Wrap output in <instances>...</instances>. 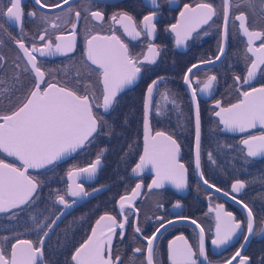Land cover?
<instances>
[{
	"label": "flooded vegetation",
	"instance_id": "flooded-vegetation-1",
	"mask_svg": "<svg viewBox=\"0 0 264 264\" xmlns=\"http://www.w3.org/2000/svg\"><path fill=\"white\" fill-rule=\"evenodd\" d=\"M42 2L46 4V7L40 8L39 5L34 3V0H23V32H21L20 25L7 22V18H3L4 28L0 29V56L4 58L0 60V81H2L0 82V114L13 111L33 86V74L30 71V67L29 71L25 72L27 61L24 58L23 51L15 41L22 39L29 49L34 44L37 47H43L44 42L48 40L55 44L56 36L71 33L73 31L71 25L75 23L77 25L75 29L76 42L72 52L65 55L57 53L45 57H40L38 52L34 53L42 69L49 73L46 75V80L57 83L58 86L78 88L81 94L84 93V86L87 83L91 85L90 91L96 92L99 96L102 92L99 78L95 73L90 74L89 68L86 67L88 65L90 68L95 69V67L85 61L86 37L89 35H112L115 33L128 45L130 54L136 56L142 62L145 55H151L147 47L151 42L160 47V55L157 56L154 64L146 62L140 64L142 72L139 78L133 85L125 87L117 94V102L124 105L131 103L132 97L136 96L137 91L140 90L141 121L142 101L147 84L153 79L163 77L164 79L158 85L159 91L162 93L175 87L174 83L173 86H171V83L176 81V78H180V85L190 106V114L182 115V113L173 114L166 112L165 115L169 119L187 117L192 122L193 114L190 100L184 87L183 77L192 64H200V61L210 58L214 59L218 54V42L223 25L222 15L214 18V23H212L211 27L204 26L203 30L198 29L199 36L193 33L192 38L179 47L175 43V34L165 31V29L169 25L176 23L180 12L184 10L185 4L194 8L198 3L211 2L214 6L221 8V0H171V2L169 0H158L159 8L155 9L157 16L154 21L157 26V32L151 41L143 35L137 39H132L123 32L120 24L110 19L116 12L127 11L139 23L144 15L149 14L153 10L147 0H91V2L89 0H69L67 5L63 4V0H42ZM232 2L236 6L231 8L225 55L220 61L201 66L191 74L193 86L197 88L200 120L201 122H208V126H211L210 128L201 129L199 170L194 165L192 128L189 144L180 145L177 142L180 146L177 160L179 163L184 164L186 169L185 188L177 190L174 186L170 187L165 184L161 189L149 190L148 185L152 182L155 173H141L138 176L129 175V171L141 151V130L139 132V148L133 151L137 152L135 155L131 154L132 151H129L133 146L127 143V138L130 134H125L123 131L122 133L111 134L113 139L108 141L104 139V143L98 148L99 152L101 149L106 151L101 157L102 163L98 167L95 178L77 181L78 183H83L84 190L88 193L96 192L70 209L54 227L56 229L59 226H64L60 225L62 224L61 222L72 211L84 207L83 210L86 212L87 217L82 226V238L77 241L78 243L67 244L60 252L54 250L52 254L53 264H73L71 261L72 254L91 235L92 228L96 225V221L100 216L107 213L115 216L118 221H122L123 217L120 216V208L117 201L122 195L131 194L137 183L142 185L140 189L141 195L133 202L138 212H134L128 217L123 238L119 235L121 230L119 228L116 229L111 247V255L114 261L115 257L119 256L121 257V264H133L130 257L134 256L136 257L134 264H142V262L146 264L144 260L146 251L134 253L133 249L140 247L146 250L147 240L145 237H151L156 228L159 227L161 221L156 219L159 216L163 218L165 226L157 233L154 241L155 264H170L168 260L169 241L175 240L177 236L181 235L193 247L194 258L197 259L198 264H226L237 249L241 248L242 244L244 245L242 255L250 258V264H261L260 258L264 256V233L260 232V229L264 228V157H247L246 149L240 141L250 135L264 134V128H257L240 134L230 133L224 130L223 125L219 123V118L214 115V112L219 110L215 107L216 101H220L222 106L228 107L242 99L240 92L237 91L233 77L234 75L243 76L246 74V61L244 58L245 55L251 57V54L247 53L248 38L239 30L238 21L235 22V27H233L231 18L240 12H244L249 29L264 32V5L260 3V0H255L252 7H249L243 0H232ZM0 3L5 5L6 11L7 0H0ZM57 3H60L61 7H51ZM69 8L72 9L71 12L68 11ZM29 11H35L36 15L34 18L27 16ZM76 11L81 13L79 19L75 16ZM92 11L102 12L104 20H94L90 14ZM45 17H47V20L44 19ZM57 17H62L63 20H58ZM64 21L68 22L65 23ZM54 23L59 24L60 27L53 28L52 25ZM203 31H207L209 34L203 35ZM40 35L45 36V41L39 39ZM260 42V40H254L253 46H259ZM248 62L250 63V60ZM209 75L217 77L213 89L208 94L199 92V87L202 86V83L206 81ZM77 79L80 80L79 84L76 83ZM197 80L201 82L200 85L195 83ZM260 83H264V78L257 76L256 80L252 82V86L259 87ZM240 90H248V86L243 85ZM169 104L166 103L165 105L168 107ZM95 110L103 116L109 113H104L103 109L94 107ZM152 111H154V107ZM117 116L119 117L118 119L116 118L115 126H117V121H119L121 116L122 118H129L126 113H120ZM151 116L152 112L150 119ZM155 132L157 130L151 129V134ZM122 137L125 139L122 140ZM82 153L83 151L78 149L53 165L46 166L38 171L27 172L28 175L35 176L40 182L34 194L35 197L41 193L42 173L47 169H54L56 177L53 178L51 188L54 191L52 203L55 213L52 219L62 209V205L57 204L55 196L57 192L66 193L67 181L65 176L69 169L86 167L96 158L94 156L89 161H86L81 156ZM132 158L134 159L133 162ZM0 159H4L7 163H13L17 167H22L13 157L0 153ZM60 172L63 173V184L58 181L57 176ZM200 173H203L204 177L210 183L219 187L221 191L217 192L215 188L210 189L203 185ZM237 179L244 181L246 184L239 194L231 192V185ZM225 191L229 193L228 196L223 194ZM232 196H236L237 199L247 203L253 209L255 234L250 237L247 243H245L243 235H238L228 244L217 248L212 244V240L215 238L216 214L215 211H209L210 208L215 209L216 205L223 204L226 211L232 212L237 220L244 222V232L245 234L247 232V213L231 198ZM65 198L69 202L73 200L67 196ZM177 202L181 205L180 208L174 207ZM159 205L163 207H159ZM12 211L17 212L16 209ZM10 214L0 213V217ZM179 216L195 219L204 229L205 255L207 259L199 256L200 229L196 228L188 220H180ZM169 220L174 222L172 224L166 223ZM134 226H138L141 232H134ZM14 242L15 240L10 243L9 248ZM233 264H238V258L233 261Z\"/></svg>",
	"mask_w": 264,
	"mask_h": 264
},
{
	"label": "snow or ice",
	"instance_id": "snow-or-ice-1",
	"mask_svg": "<svg viewBox=\"0 0 264 264\" xmlns=\"http://www.w3.org/2000/svg\"><path fill=\"white\" fill-rule=\"evenodd\" d=\"M243 2L252 7L255 0H243ZM34 3L39 5L40 8L46 7L42 0H34ZM68 3L69 0H63V4L67 5ZM147 3L152 6L153 10L144 15L139 23L127 11L116 12L110 19L120 24L123 32L132 39H137L143 35L151 41L157 32L154 21L157 16L155 9L159 8V3L158 0H147ZM260 3L264 5V0H260ZM234 6L236 5L233 4L232 0H221V8L214 6L211 2L198 3L194 8L185 4L184 10L180 12L176 23L169 25L165 31L175 34V43L179 47L192 38L193 33L199 36L198 29L203 30L204 26L211 27L214 18L222 15L223 25L218 42V54L214 59L200 61V64H214L225 55L231 8ZM51 7L59 8L61 4L57 3ZM68 11L71 12L72 9L69 8ZM90 14L96 21L104 20V15L100 11H92ZM35 15V11L27 13L29 18H34ZM75 16L79 19L81 16L80 11H76ZM4 17L7 18V22L20 25L21 32H23V0H7L6 11L5 5L0 3V29L4 28ZM44 19L47 20V17ZM57 19L63 20L62 17H57ZM231 19L233 27H235L236 21L239 22V30L248 38L247 53H250L251 57L245 55L244 58L246 61V74L243 76L234 75L233 77L242 99L228 107H224L220 101H216L215 107L219 110L215 111L214 115L219 118V123L223 125L224 130L229 132H245L257 125L264 128V83H260L259 87L252 86V82L256 80L257 76L264 78V32L250 30L244 12H240ZM64 22L67 23L68 21ZM71 26L73 31L68 35H57L55 44L51 40L45 41L44 35L39 36L41 41H45L43 47H37L34 44L29 49L22 39L15 41L23 51L24 58L27 61L24 70L28 72L30 67L34 79L33 86L28 90L20 104L10 113L0 114V153H5L8 157H14L22 165V167H17L13 163H7L4 159H0V213H11V218H15L17 215L12 210L23 211L34 203V194L40 182L35 176L27 174L28 169H42L53 165L69 153L87 148L94 140V134H97L101 129L105 127L110 129L111 126L108 125L104 116L94 111V107L103 109L104 113H108L117 103V94L125 87L133 85L139 78L142 72L140 64L143 62L154 64L157 56L160 55V47L150 42L147 47L151 55H145L142 62L136 56L130 54L128 45L115 33L112 35H89L86 37L84 54L87 61H90L91 65H95V69L90 68L88 65L86 67L89 68L90 74H96L99 83L103 87L101 94L98 96L96 92L90 91L91 85L86 83L84 86L85 91L81 94L78 88L58 86L57 83L46 80V75L49 73L42 69L37 56L34 55L38 52L40 57H45L57 53L65 55L72 52L76 42L75 29L77 25L72 23ZM52 27L58 28L60 25L54 23ZM208 34L207 31H203V35ZM254 40L261 41L259 46H253ZM3 59L0 56V60ZM198 67L199 64H192L183 77L184 84L191 92V103L195 111L197 170L200 168L201 120L197 102V88L193 86L191 74L193 69ZM163 79V77H158L147 84L143 97L144 149L143 154L139 157V162L132 168V172L139 175L151 165V170L155 175L148 185L149 190L161 189L165 183H170L175 189L182 190L186 186V169L184 164L179 163L177 160L180 152L177 140L171 135H166L163 131H157L154 135L151 134L150 114L153 106H155L156 114L161 115V99H157V96H160L165 103H171L176 108L179 107L175 98L171 97L167 90L163 93L159 91L158 85ZM216 80L215 75H209L202 86L199 87V92L210 93ZM76 83L79 84L80 80L77 79ZM195 83L197 85L201 84L199 80ZM243 85H247L248 90L241 91L240 88ZM240 143L246 149L247 157H264V134L250 135L242 139ZM104 151L106 150L101 149L88 166L69 169L67 176L70 183L67 186L66 193L57 192L55 196L56 202L62 205L64 209L70 208L76 203L75 199L69 202L65 198L66 196L79 198L89 195L84 190L83 183H78L77 180H92L95 178L98 167L102 163L101 157ZM200 179L208 188H215L217 192L221 191L219 187L210 183L203 173H200ZM245 186L244 181L237 179L231 185V192L239 194ZM141 187V183H137L131 194L122 195L117 201L120 216L123 217L122 221H118L115 216L107 213L99 217L96 225L92 228L91 235L72 254L71 261L73 264H121V257H115L114 261L111 255L113 236L116 234L117 228L121 230L119 232L121 238L125 235L124 229L128 217L134 212H138L133 202L141 195ZM223 194L225 196L229 195L227 191ZM231 198L247 213V232L246 234L244 232V222L237 220L232 212L226 211L223 204L216 205L215 209L210 208L209 211H215L216 214L215 238L212 240V244L217 248L228 244L238 235H243V239L247 243L250 237L255 234L253 209L247 203L237 199L236 196ZM159 207L163 206L159 205ZM174 207L180 208L181 205L177 202ZM61 215H63V211L55 219H52L51 223L47 224H45V220L48 219L47 216L42 219L30 216L34 228L42 234L38 235L36 241L16 239L11 244L10 253L0 250V264H44L43 245L45 238L49 235L48 230L52 229L61 218ZM178 218L188 220L200 229L199 256L207 259L204 229L195 219L184 216ZM156 219L160 220L161 223L151 237H145L147 240L146 250L140 247L133 249L134 253L146 251L144 256L146 264H155L154 241L157 233L165 226L162 217L158 216ZM173 222L169 220L166 223L172 224ZM134 232L140 233L141 229L134 226ZM260 232L264 233V228H261ZM3 239L7 240L8 238L4 237ZM243 247L242 244L241 248L237 249L226 264H233V261H236L237 258L238 264H250V258L242 255ZM194 256L193 247L183 235L169 241L168 260L170 264H198ZM135 259L134 256L130 257L133 264ZM260 259L261 264H264V256Z\"/></svg>",
	"mask_w": 264,
	"mask_h": 264
},
{
	"label": "trees",
	"instance_id": "trees-1",
	"mask_svg": "<svg viewBox=\"0 0 264 264\" xmlns=\"http://www.w3.org/2000/svg\"><path fill=\"white\" fill-rule=\"evenodd\" d=\"M172 89L167 90L171 97H174L176 100V104L179 106L178 108L174 107L171 103L167 107L165 102L159 96L158 99H161V115L156 114V109L154 107V111H152V116L150 119L151 129L157 131H163L169 135H171L177 142L182 145L184 143L189 144L191 139V130H192V122L189 118L184 117L182 119L176 118H167L166 112L169 113H182V115L190 114V106L186 100L184 90L180 85V78H176V81L171 83ZM162 90V89H161ZM163 93V92H162ZM131 103L124 105L123 103L117 102L113 109L109 111V113L104 116L108 125L111 126L109 129L105 127L101 129L97 134H94V140L91 144L87 146L85 149H81L83 153L82 157L85 158L86 161H89L94 156L97 155L99 146L104 143V139H113L111 134L119 133L123 131L125 134H130L127 138V143L132 145L129 151H132L131 154L135 155L137 152H133L139 148V132H140V107H141V91H137L136 96H133L131 99ZM126 113L129 115V118H121L116 123V118L118 114ZM167 118V119H166ZM125 119L127 122L125 123ZM111 122V123H110ZM208 126V122H201V129L210 128ZM180 130V131H179ZM110 133V134H108ZM125 138L122 137V140ZM186 141V142H184ZM108 143V142H107ZM132 158V162H133ZM79 161V160H77ZM129 165V164H128ZM54 169H47L42 173V189L41 193L38 196H35L34 203L26 208L25 210H17V215L15 218H11V214L8 216L0 217V250L5 251L7 253L9 245L16 239H30L36 241L38 235L42 233L39 230L34 228L33 222L30 219V216H35L37 219H42L44 216H47L48 219L45 220V224L49 223L54 215V206L52 203L53 193L54 191L51 188V184L53 182V178L55 176ZM63 173H58V181L60 184H63ZM84 207H80L76 209V211H72L67 218H65L60 224L64 226H59L54 229L43 246L44 253V264H53L52 254L54 250H63V248L70 243H75L80 240L82 226L86 221V212L83 210ZM7 237L8 239H3ZM78 243V242H77ZM76 243V244H77Z\"/></svg>",
	"mask_w": 264,
	"mask_h": 264
},
{
	"label": "water",
	"instance_id": "water-1",
	"mask_svg": "<svg viewBox=\"0 0 264 264\" xmlns=\"http://www.w3.org/2000/svg\"><path fill=\"white\" fill-rule=\"evenodd\" d=\"M85 61L87 62V64H89V65H91V63H90V61H87V58H86V56H85ZM204 65H208V64H199V67H201V66H204ZM91 66H93V67H95V65H91ZM198 67V68H199ZM197 69V68H196ZM195 69H193V71H194ZM183 83H184V80H183ZM102 84H101V89H102ZM184 87H185V90H186V92H187V95H188V97H189V100H190V105H191V111H192V114H193V120H192V128H193V155H194V165H196V138H195V111H194V107H193V105H192V103H191V92H190V90L187 88V86L184 84ZM146 91V90H145ZM145 93V92H144ZM143 97H144V95H143ZM257 128H262L260 125H257L255 128H253V129H257ZM253 129H248L247 131H249V130H253ZM140 130H141V151H140V154H139V157H140V155L141 154H143V149H144V128H143V101H142V119H141V127H140ZM229 132V131H228ZM230 133H234V134H240V133H243V132H239V131H235V132H230ZM155 133H153L152 135H154ZM74 153V152H73ZM1 154H3V155H7V154H5V153H1ZM70 154H72V153H69L68 155H70ZM179 155V154H178ZM66 157V156H65ZM139 157H138V159L136 160V162H135V164L136 163H138L139 162ZM14 158V157H13ZM15 159V158H14ZM177 159H178V156H177ZM16 160V159H15ZM19 164H20V162L18 161V160H16ZM135 164L132 166V168L135 166ZM21 165V164H20ZM22 166V165H21ZM132 168L130 169V171H129V175L130 176H138L137 174H134L133 172H132ZM43 169V168H42ZM38 170H41V169H28V171H38ZM141 173H154L152 170H151V165H149L147 168H145ZM140 173V174H141ZM139 174V175H140ZM65 179H66V181H67V186H68V184L70 183V181H69V179H68V176L66 175L65 176ZM77 181H81V179H78ZM201 183L203 184V185H205L204 184V182L203 181H201ZM165 184H167L168 186H170V187H173V185H171L170 183H165ZM205 186H207V185H205ZM67 191V190H66ZM96 191H94V192H91V193H89V195L88 196H85V197H79V198H73V197H69V196H67L68 198H70V199H75L76 200V203L75 204H73L72 205V207H70V208H67V209H64L63 208V206H62V209L60 210V212L57 214V215H60V213H61V211H63V215H65L70 209H72L75 205H77L78 203H80V202H82V201H84L85 199H87V198H89L92 194H94ZM58 204V203H57ZM58 205H60V204H58ZM56 215V216H57ZM63 215H61V218L63 217ZM55 216V217H56ZM55 217L53 218V219H55ZM60 218V219H61ZM59 219V220H60ZM59 220L57 221V223L59 222ZM51 223V222H50ZM56 223V224H57ZM56 224L52 227V229H50V230H48L49 231V235H50V233H51V231L54 229V227L56 226ZM48 235V236H49ZM48 236L45 238V241L47 240V238H48ZM10 251H11V246H10V248H9V252L8 253H10Z\"/></svg>",
	"mask_w": 264,
	"mask_h": 264
},
{
	"label": "rangeland",
	"instance_id": "rangeland-1",
	"mask_svg": "<svg viewBox=\"0 0 264 264\" xmlns=\"http://www.w3.org/2000/svg\"><path fill=\"white\" fill-rule=\"evenodd\" d=\"M97 112V110H95Z\"/></svg>",
	"mask_w": 264,
	"mask_h": 264
}]
</instances>
